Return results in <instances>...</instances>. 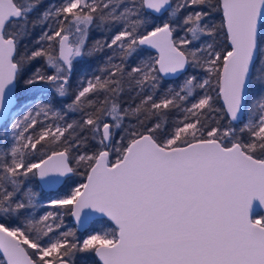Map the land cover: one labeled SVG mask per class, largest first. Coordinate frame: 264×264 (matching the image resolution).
Returning <instances> with one entry per match:
<instances>
[{"label": "snow or ice", "instance_id": "6c2138e0", "mask_svg": "<svg viewBox=\"0 0 264 264\" xmlns=\"http://www.w3.org/2000/svg\"><path fill=\"white\" fill-rule=\"evenodd\" d=\"M41 3L0 0V264H264V0H60L30 19ZM105 52L73 86L74 61Z\"/></svg>", "mask_w": 264, "mask_h": 264}, {"label": "trees", "instance_id": "16d2710c", "mask_svg": "<svg viewBox=\"0 0 264 264\" xmlns=\"http://www.w3.org/2000/svg\"><path fill=\"white\" fill-rule=\"evenodd\" d=\"M50 3H56L57 5H59L60 3V0H43V3H41L36 11L32 14V16L30 17V19H34L36 17L39 16L40 12H42L47 6L48 4ZM213 15V19H214V22L219 25L221 22H222V11L221 12H215L212 14ZM148 30H151V28H149ZM42 31V28L40 27H37L33 33H32V39H35L37 36H39V34L41 33ZM103 35V33H101L100 31L96 30V29H93L90 34H89V37H88V46H90L92 44V42L101 37ZM183 35V32L181 31H177V32H174L173 33V39L174 40H178L181 36ZM218 39L219 40H222L224 42L225 45H227V36H226V32L225 30H223V32L218 36ZM29 43H31V40H29ZM229 47V45H228ZM230 48V47H229ZM143 49V48H142ZM56 54L58 55V46L56 48ZM109 53L105 52L103 54H98L97 56L93 57V58H78L76 61H74V72H73V76H72V85L75 86L76 83H77V80H78V77H80L82 74H85V73H88V74H91V72L96 68L97 64L100 63L102 61V58L104 55H108ZM140 55H143V56H148L150 55L151 57H153L154 59L156 58L155 54L152 53L151 51H146V50H142V52L140 53ZM40 65H44V60L43 58L41 59H38L36 61L33 62V65H32V68H35V67H38ZM45 66V69H46V73L47 74H52L54 72V69H49L47 68V65H44ZM192 69L189 68L188 69V72L185 73V75H188V74H191L192 73ZM201 77H203L204 73L200 72L198 73ZM184 79V76L182 75V77L176 79V80H171V81H167V80H164L163 83L164 85H168V84H172L173 86H178ZM215 85V82L213 81V87ZM17 91L19 92L20 94V98H21V102L24 104V107L22 108L21 110V115H23L24 112L28 111L29 108H28V104L26 103V101L28 99H30V94L25 92L23 90V87H22V83L18 85L17 87ZM211 91V89H210ZM211 94L214 96V98L216 97V92L215 91H211ZM129 96L130 94H124L122 95L121 97V100L123 101L122 103V107H126L127 104H128V99H129ZM49 98H54V93L49 91ZM103 97H101L102 99ZM72 99L71 96L68 97V101H70ZM68 101H65V102H68ZM139 101L136 100L133 102L132 106L134 107L136 103H138ZM54 103L57 107H59L61 105V101L59 100H54ZM223 103L221 101L220 98H215L214 99V106L215 107H222ZM35 114V113H33ZM215 114L213 113H209L208 114V117H209V123L211 126H215V121L213 119V116ZM178 114L175 113V111H173L172 113H170V120H169V123L171 124V118L172 117H177ZM178 118H182V117H178ZM39 119L41 121L44 122V124H49V123H52L51 119H48V120H45V118L43 116L39 117ZM71 119V117L69 118ZM128 121L126 120L125 121V124H127ZM132 123H135V120L132 121ZM226 123V121L224 122ZM236 129H237V133H239V128L241 126V123L240 122H237L236 123ZM37 131H39V128H37ZM242 135V139L244 140H248L249 139V136H248V133L245 132L243 134H240ZM205 136H206V133H205ZM118 138V136H117ZM230 146V145H229ZM39 147V146H38ZM53 150H59L58 146L56 145H49L48 147V153L50 154L51 151ZM77 153H73V155H76ZM41 158L40 154L38 153L37 156H36V159H39ZM112 160L114 162L115 160V156L113 155L112 156ZM72 166L75 167V161L73 160L72 161ZM82 173H85V169L84 168H78L77 169V174L73 175L69 180H67L65 182V185H63L59 191L57 192H54L53 194H61L62 192V195H65V194H68L70 193L71 191V188L72 187H75L77 184L79 183H84V180L86 178V174H82ZM29 183L38 191H40V185H38V182L36 180V177H31L30 180H29ZM45 192L43 191H40V195L41 197L43 198L44 197V194ZM45 199V198H43ZM49 210H52V211H58L59 209H48V208H44V207H41V208H38L36 210L37 214L38 215H42L45 211H49ZM260 215H264L260 212H258ZM59 222V221H58ZM69 229H72L73 231L76 232V236L77 238L82 242L83 238L86 237V233L87 231H84L82 233H80L76 227L73 225L72 223V219H71V215L70 213L66 214L63 216V228L61 229L62 231H67ZM31 251V250H29ZM81 255H87L90 259H97L95 258L94 256V253H87V254H78V257L81 256Z\"/></svg>", "mask_w": 264, "mask_h": 264}, {"label": "water", "instance_id": "95a60500", "mask_svg": "<svg viewBox=\"0 0 264 264\" xmlns=\"http://www.w3.org/2000/svg\"><path fill=\"white\" fill-rule=\"evenodd\" d=\"M165 15H166V14H165ZM225 32H226V29H225ZM226 36H227V34H226ZM229 47H230V45H229ZM142 48H143L144 50H146V51H151L152 53H154L155 56H156V58L159 56V53L157 52L156 49H152V48H150V47L147 46V45L142 46ZM180 77H182V75H181V76H175V77H173V76H169V77H165L164 80L171 81V80H176V79H178V78H180ZM221 101H222V103H223V100H222V99H221ZM72 176H73V175H71V177H72ZM71 177H70V178H71ZM36 180H37V182H38V185H40V188H42V182L40 181V179H39L38 177H36ZM67 180H69V179H68V178H64L62 184L59 185V186H57V189H56V190L51 191V190L44 189L43 192H45V193H48V192H50V193L57 192V191H59V189H60L63 185H65V182H66ZM84 182H86V178H85ZM256 211H257V212H260V213H262V214H264V209H259V208H258ZM70 215H71V214H70ZM71 219H72V223H73V225L76 227V229H77L80 233H82V232L88 230V229L86 228L85 225H78L77 222H76V220H75V218H74L72 215H71ZM0 257H2V253H0Z\"/></svg>", "mask_w": 264, "mask_h": 264}, {"label": "rangeland", "instance_id": "374dc122", "mask_svg": "<svg viewBox=\"0 0 264 264\" xmlns=\"http://www.w3.org/2000/svg\"><path fill=\"white\" fill-rule=\"evenodd\" d=\"M40 190H41V188H40ZM44 195V197L43 198H45V199H43L42 197H41V195L39 196V200L40 201H45L46 200V198L47 197H49V196H51V197H56V196H62V192H61V194L59 193V194H53V193H50V192H48V193H44L43 194ZM89 234V230H87V233H86V235L85 236H87ZM85 238V237H84Z\"/></svg>", "mask_w": 264, "mask_h": 264}]
</instances>
